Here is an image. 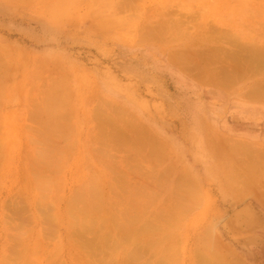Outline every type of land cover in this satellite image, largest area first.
<instances>
[{
    "label": "rangeland",
    "instance_id": "obj_1",
    "mask_svg": "<svg viewBox=\"0 0 264 264\" xmlns=\"http://www.w3.org/2000/svg\"><path fill=\"white\" fill-rule=\"evenodd\" d=\"M161 13L181 20L182 29L163 42L141 40L144 20ZM205 24L215 28L203 34L217 36L220 51L243 43L264 48V0H0V264H23L17 258L30 252L38 230L45 241L30 264H81L69 225L82 219L66 208L74 212L71 203L104 181L100 196L111 201L108 182L117 188L123 181L118 171L106 176L105 159L92 151L100 143L115 166L127 169L126 198L114 201L122 208L112 201L106 207H129L119 220L146 240L139 245L143 263L264 264V187L244 194L242 170L259 163L264 171V101L246 95L264 87V64L245 69L235 60L208 61L206 53L186 72L169 54L196 51L188 38L201 41ZM223 33L236 35L238 45L229 35L234 45L219 39ZM208 68L231 71L226 87L196 76ZM121 132L125 141L117 145ZM214 139L232 142L218 147ZM237 141L247 154L223 150L238 148ZM232 156L240 161L236 174L228 168ZM33 201L42 206L39 218ZM173 203L176 209H165ZM105 221L95 222L100 232ZM121 250L119 259L130 264ZM109 251L102 260L115 254Z\"/></svg>",
    "mask_w": 264,
    "mask_h": 264
},
{
    "label": "bare ground",
    "instance_id": "obj_2",
    "mask_svg": "<svg viewBox=\"0 0 264 264\" xmlns=\"http://www.w3.org/2000/svg\"><path fill=\"white\" fill-rule=\"evenodd\" d=\"M164 7V6H163ZM121 8H128V6L127 5H124V4H121ZM165 8V7H164ZM165 13H161V15L160 16H156L154 19H147V20H144V22H143V27L141 28V29H143V28H146V30L140 35V39L141 40H143V41H145V40H153V41H159V42H163V41H165V40H168V37L169 36H171L172 35V33L173 32H175L178 28H181L182 29V22H181V20H178L177 18L175 19V18H168V16H166V15H164ZM202 27H204L203 28V30L204 31H202L201 32V41H200V39L199 40H193V38H188V41H190V43H192V44H194L198 49H196V51H192V50H189L188 48L187 49H185V50H189V51H186L185 53H182V52H180V51H172L169 55H170V59H171V61H174L175 63H177L178 65H181V67L186 71V72H189V70H188V68L190 67V63H193V66H194V61H196V56L197 55H200V54H209L208 55V57H209V60L208 61H212V60H215V59H218L219 57L221 58L220 60H222L223 62H228V63H231V62H234V60L235 61H237V62H240L241 64H242V66L241 67H243V68H248V67H250V65L251 64H255V65H261V64H264V48H259V47H257L258 49H256L255 51H252L253 49L251 48V47H253L254 45L253 44H251V43H249V44H251V46L249 47V44H244L243 43V45L242 44H239V46L238 47H236L238 44H236V42H237V40H236V38H234L236 35H233L232 36V34H226V36H224L225 35V33H223V34H220L219 36H218V38L220 39L221 37H227L228 38V40H224V42L226 41V42H228V44L230 43V41H231V39L227 36V35H229L230 37H232V39L234 38V40H232L233 42H234V44H236V49H232L231 51H227V50H224V51H220L221 49H222V47L220 46H214L216 43H219V41L218 40H215V39H217V38H214V37H217V36H215V35H211L210 36V38H208V36H206V35H204L203 33H205V32H208V31H210V32H214V30H215V28H213V26H209L208 24H205L204 26H202ZM202 27H200V28H202ZM215 27V26H214ZM170 38V37H169ZM226 38V39H227ZM230 39V40H229ZM174 40V39H173ZM172 40V41H173ZM184 40V39H183ZM236 40V41H235ZM171 41V40H170ZM232 41H231V43H230V45H234L233 43H232ZM174 42V41H173ZM151 43H154V42H151ZM189 43V42H188ZM238 43H240V42H238ZM242 43V42H241ZM209 44V45H208ZM227 44V43H226ZM188 45V44H187ZM223 45H225V44H223ZM253 45V46H252ZM199 64H200V62H199V60L197 61ZM196 62V63H197ZM201 63H203L202 61H201ZM192 65V64H191ZM236 65H238V64H236ZM240 65V64H239ZM192 67V66H191ZM239 66H235L234 67V69L236 70V68H238ZM241 67L239 68V69H241ZM238 69V70H239ZM194 70V69H193ZM196 71V70H195ZM191 75V74H190ZM194 75H195V73H194ZM232 75V73H231V71H229V70H225V69H222L221 71H211V69L210 68H208V69H204L203 70V72L201 71L200 73H198L196 76H198L199 78H201V79H203L204 81H205V83L206 82H210V80H214V82H216L217 84H219V85H221V86H225L226 87V84H227V81H229L230 79H231V76ZM205 78V79H204ZM210 84V83H209ZM259 88H254V90L252 89V91L250 92L251 94H249V93H246V95H250V96H248V97H250V98H253V99H257V98H259V100H262V101H264V87H262L261 86V88H260V86H258ZM255 89H257V90H255ZM249 92V91H248ZM101 124V123H100ZM103 126V125H102ZM96 127H98V126H96ZM101 128V127H100ZM118 129H120V128H118ZM63 130V129H62ZM99 131H100V129H99ZM98 131V132H99ZM119 131V130H118ZM117 131V132H118ZM102 132V131H101ZM100 133V132H99ZM104 134H105V132H103ZM122 133V136H121V134L119 135V134H117V135H115L114 137H115V139H117V140H119V141H117L116 140V143L115 144H117V142H121V144L125 141V134H123V132H121ZM107 134H105V136H106ZM92 136V135H91ZM90 136V137H91ZM89 137V140L91 141V138ZM99 138V137H98ZM112 138V137H111ZM34 140H36V138H33ZM105 138H103V140H104ZM115 139H113V140H115ZM108 141L109 140V135H108V137H107V139H105L103 142L105 143V141ZM112 139H110V141H111ZM97 141H98V139H97ZM96 141V142H97ZM236 141V140H235ZM95 142V141H94ZM115 142V141H114ZM212 142V143H211ZM210 142V144H213V142H214V145L216 144V146L217 145H220V146H218V147H222L223 145L224 146H226V144H227V142H228V144L230 143V142H232V141H229V139H227V141H226V139H225V141H224V139H221V140H217V139H214V140H212ZM99 142H97V144H98ZM107 143V142H106ZM240 143V142H239ZM238 141H237V146H238ZM93 144V143H92ZM101 144V148L99 147V150H97L96 148H92V151H93V153H94V155H97V154H100L101 155V157H103L104 159H105V164H107V167H105V170L104 171H106V176L108 177V175H109V169L111 170V172H115V171H118V172H121V178H122V182H121V184L120 183H117L116 185H118L117 186V188H115V183L114 182H108L109 184H111L112 186H113V189L110 187V185H109V187H110V189H112V190H116V192L119 190L118 189V187H120L121 189V191H122V193H120V190L117 192L118 194H119V196H117L116 194H115V192H114V196H112L113 195V192H111V195H110V198L112 199L111 201L112 202H114V201H116L115 199V197H119V198H121V199H123V197H124V195L127 193V191H124V190H126L125 188L127 187L126 185H128V181H126L127 180V178H128V174H127V169L125 168V164H124V166H123V170H120V168H119V166H118V163H117V165L115 166V164L114 163H112V160H110V159H113V158H110L109 156L107 157V154H106V152L108 151L107 149H106V147H105V145L103 146L102 145V143H100ZM124 144V143H123ZM135 144V143H134ZM227 144V145H228ZM241 144V143H240ZM239 144V145H240ZM249 144V143H248ZM248 144H246V145H248ZM118 145V144H117ZM132 145V144H131ZM222 145V146H221ZM242 145H244V144H242ZM242 145H240V147L242 146ZM105 147V151H104V149H103V147ZM114 146H116V145H114ZM121 146H123V145H120L119 147H121ZM223 146V147H224ZM249 146H250V144H249ZM252 146V145H251ZM113 147V146H112ZM129 147V146H128ZM231 147H234V148H236V149H240L239 148V146H238V148L236 147V145L234 146H232V145H230V146H227V148L225 147L223 150H225L226 152H227V150L229 149V148ZM230 148V149H231ZM229 149V151H233V152H236V150L235 149ZM243 149H246L244 146L242 147ZM247 148H249V151L248 152H250V147H247ZM252 148V147H251ZM101 149H103V152L101 151ZM44 150V149H43ZM107 150V151H106ZM240 150H242V149H240ZM228 151V152H229ZM244 150H242V154L244 153L243 152ZM261 151V150H260ZM245 152H246V150H245ZM252 152V151H251ZM250 152V153H251ZM44 153L46 154V153H49V152H45L44 151ZM232 153V152H231ZM230 153V154H231ZM38 154L39 155H41L40 157H45V154H41V153H39L38 152ZM102 154H104V156L102 155ZM236 154V153H235ZM244 154H247V152L246 153H244ZM249 154V153H248ZM48 155V154H47ZM46 155V156H47ZM116 155V154H115ZM240 155V154H239ZM257 155H259V154H257ZM256 155V156H257ZM264 155V154H263ZM49 156V155H48ZM241 156V155H240ZM251 156H253V155H251ZM157 157V156H156ZM233 157L234 156H232L231 157V159H229V164H228V168L232 171V173H234V174H236L237 173V171L236 170H238L239 168V166H240V161H239V163L237 162V161H235V159H233ZM246 157V156H245ZM234 158H236V157H234ZM260 158V157H259ZM106 159H108V160H106ZM101 160H103V159H101ZM242 160V159H241ZM258 160H261V158L260 159H258ZM117 161H118V159H117ZM120 161V160H119ZM124 162L126 161L125 159L123 160ZM123 163V162H122ZM105 164H104V166H105ZM119 165H120V163H119ZM122 165V164H121ZM257 165H262V164H257ZM256 164H248V165H245L244 166V168H242V170H243V181H244V187H245V189L243 190V193L244 194H256V189L258 188V187H264V171H261V170H259L260 169V167L263 169V167L262 166H260L259 168H258V166H257ZM264 165V164H263ZM40 166H42V164L40 165ZM235 166H237V167H235ZM115 167V168H114ZM116 167H118V168H116ZM39 169H41V168H38V170ZM117 169V170H116ZM125 169V170H124ZM228 169V170H229ZM34 170H35V167H34ZM113 170V171H112ZM234 170V171H233ZM141 171V170H140ZM112 173V174H113ZM114 174H116V172L114 173ZM52 175V177H54V174L52 173L51 174ZM117 176V175H116ZM115 176V177H116ZM46 177V176H45ZM51 177V178H52ZM106 177V178H107ZM118 178H119V175L117 176ZM116 177V178H117ZM46 178H50V176H48V177H46ZM50 178V179H51ZM114 178V177H113ZM108 179H106V181H107ZM112 181V180H111ZM186 181H187V179H186ZM28 182H29V180H28ZM104 183H105V185H106V182L104 181V182H102V184H101V187L97 190L93 185H91V187H92V189H90V191L88 192V193H85L84 194V198H83V200H82V195L80 194L79 195V197H80V199L81 200H78V201H76L75 199L73 200V201H76V203L75 204H73V203H71L72 204V209L74 210V212L70 209V206L69 207H67L66 209L67 210H65V212H67L68 210H69V213L70 212H72L71 213V216L74 218V217H76V218H74V219H76V220H79V219H82L79 223L78 222H72L73 224H74V226L73 225H69V232L70 233H73V232H71V231H75L76 230V233L77 234H75L74 233V235L73 234H69V235H73L72 237H73V239H72V241H74L73 242V249L74 248H76V253H74V254H76L75 255V257H74V259H76V262H78V263H81V264H129L128 262H126V263H123L122 261L124 260H120L119 259V249H122V248H124V250H121V251H123V254H125L126 252H127V254H125V255H122V256H126L127 255V257H128V255L131 257V259L129 258V262H130V264H132L134 261H133V259L134 260H138L139 258H140V261H141V257L140 256H143V255H141V254H143V252H140V250H141V246H139V245H143V244H147V243H145L146 242V240L145 239H143L144 237H139L138 236V230L136 229V228H131L130 229V224L128 225L129 226V229H127V228H125V226H124V223H123V221H120L119 220V214H122V213H118V212H121L122 210H125V209H127L128 208V210H129V207H124V209H120L121 211H118V212H116L119 208H122L121 207V203L119 202V205H120V207L117 205L118 204V202H117V204L115 203V204H112V202L107 198V199H104L103 198V196H100V194H101V192L104 190V188H103V185H104ZM107 183V184H108ZM183 183V182H182ZM185 183V182H184ZM190 183V182H189ZM119 184L121 185V186H119ZM179 185H180V183H179ZM184 185V184H183ZM107 186V185H106ZM181 186V185H180ZM186 186H187V184H186ZM98 187V186H97ZM108 187V186H107ZM184 188V187H183ZM192 188V187H191ZM184 189H187V188H184ZM112 190H110V191H112ZM125 192V194L123 195V193ZM116 195V196H115ZM121 195V196H120ZM259 195V194H258ZM98 199H100V200H98L99 202H98V204H97V202H94V200L96 199L97 200V198ZM113 197H114V199H113ZM262 197H264V195H262ZM125 198H126V195H125ZM118 199V198H117ZM120 200V199H119ZM118 200V201H119ZM262 200L264 201V198H262ZM72 201V200H71ZM125 201V200H124ZM110 202H111V205H110ZM34 205L35 204H37V203H35V201H33L32 202ZM46 202H43V204H45ZM68 203H70V201H68ZM67 203V204H68ZM94 203H96V204H94ZM42 204V203H41ZM42 204V205H43ZM48 204V203H47ZM124 204V203H123ZM126 204V203H125ZM124 204V205H125ZM38 205H39V207H42L39 203L37 204V205H35V207H36V209L38 210V211H36V212H38V214H34V215H38V218H39V207H38ZM69 205V204H68ZM68 205H66V206H68ZM98 207V206H100V207H96V206ZM108 205H110L111 207H116V205L119 207H117V208H115V209H117L116 211H115V209H114V211H111V209L109 208V207H106V206H108ZM112 205H115V206H112ZM123 205V206H124ZM46 206V205H45ZM44 206V207H45ZM49 206V205H48ZM130 206V205H129ZM47 208H49V207H47ZM54 208L55 207H53V210H54ZM101 208V209H100ZM15 209V208H14ZM42 209V208H41ZM105 209H107L108 210V212H107V210H106V212H105ZM133 209V208H132ZM15 210H17V208L15 209ZM71 210V211H70ZM113 210V209H112ZM130 210H131V208H130ZM14 211V210H13ZM126 212H127V210H125ZM124 212V211H123ZM21 213V212H20ZM74 213V214H73ZM24 214V213H23ZM62 214V213H61ZM77 216H76V215ZM124 215H121V217H120V219L122 218V217H125V214L126 213H123ZM47 215V214H46ZM53 214H52V212H51V216H52ZM8 216V215H7ZM24 216V215H23ZM22 216V217H23ZM54 216V215H53ZM52 216V217H53ZM37 217V216H36ZM48 217H49V215H48ZM55 217H56V215H55ZM54 217V218H55ZM77 217H78V219H77ZM21 218V217H20ZM50 218V217H49ZM163 218V217H162ZM165 218V217H164ZM19 219V218H18ZM23 221H24V219L23 218H21ZM57 218H55L54 220H53V222L56 220ZM103 219H105L106 221L107 220H109L108 222H111L110 220H112L113 219V221L109 224L108 222V226H107V223H106V221H105V223H106V227H105V223H104V231H103V229L102 228H100V229H102L101 230V232H100V230H99V225L97 224V223H95V222H98L99 223V221L100 222H102L103 221ZM126 219V218H125ZM124 219V220H125ZM102 220V221H101ZM165 220V219H164ZM6 221V220H5ZM21 221V220H20ZM40 221V220H39ZM83 221H86L85 223L83 222ZM125 221H127V220H125ZM168 221H170L171 222V225L173 224L172 222L173 221H171V220H169L168 219ZM10 222V221H9ZM8 222V223H9ZM31 222V221H30ZM56 222V221H55ZM82 222V223H81ZM134 222V221H133ZM170 222H167V223H170ZM7 223V222H6ZM78 225H77V224ZM103 223V222H102ZM102 223H100L101 225H102ZM127 223H130V218H129V221L127 222ZM127 223H125L126 225H127ZM135 223V222H134ZM19 224V223H18ZM23 224H27V222L25 221V223H23ZM42 224V223H41ZM49 224V223H48ZM61 224V223H60ZM136 224V223H135ZM151 224V223H150ZM149 224V225H150ZM153 224V223H152ZM175 224V223H174ZM28 225H29V222H28ZM100 225V226H101ZM154 225V224H153ZM156 225V224H155ZM17 226V225H16ZM23 226V225H22ZM73 226V230L72 229H70L71 227ZM138 226H141V225H138ZM14 227V226H13ZM24 227V226H23ZM53 227V226H52ZM11 228V227H10ZM15 228V227H14ZM25 229H26V227H24ZM24 228H22V229H24ZM77 228V229H76ZM142 228V227H141ZM18 229H20L19 227H18ZM28 229V228H27ZM43 229H45V228H43ZM48 229H50V228H48ZM47 229V230H48ZM56 229V228H55ZM12 230V229H11ZM29 230V229H28ZM51 230V229H50ZM141 230V229H140ZM142 230H143V228H142ZM43 230H38L36 233H37V241H35L32 245H30V252H29V250H28V248H26L25 249V251L24 250H22L21 251V257H22V259H18L17 258V261L18 260H23V264L25 263V264H30L32 261H33V259H34V257L40 252V250L42 249L41 248V244H40V241H41V239L42 238H44V241H45V237H44V233L42 232ZM45 231V230H44ZM53 231V230H52ZM144 231V230H143ZM142 231V232H143ZM27 232V231H26ZM25 232V233H26ZM47 233H48V231H46ZM50 232V231H49ZM92 232H93V234L94 233H96L97 234V232H98V234L97 235H99V236H97L96 235V237L92 234ZM23 233V232H22ZM85 233H88V235L85 237V238H87V239H83L84 237H82V235H86ZM100 233V234H99ZM19 234V233H18ZM20 234H21V232H20ZM31 234V233H30ZM33 234V233H32ZM31 234V235H32ZM51 234V233H50ZM68 234V233H67ZM89 234H90V236H89ZM68 235V236H69ZM76 235H77V238H76ZM80 235V236H79ZM12 236V235H11ZM19 236V235H18ZM30 236V235H29ZM94 236V237H93ZM75 237V238H74ZM89 237V238H88ZM17 238V237H16ZM15 238V239H16ZM19 238V237H18ZM30 238H31V236H30ZM140 238H142V239H140ZM22 239V238H21ZM21 239H20V241H21ZM25 238H23L22 239V241L24 240ZM75 239H77L76 241H75ZM147 239V238H146ZM11 240H13V239H11ZM149 240V239H148ZM147 240V241H148ZM153 241H154V239H152ZM151 239L149 240V241H151V244H152V246H153V243L155 242H153ZM27 241V240H26ZM148 241V242H149ZM161 241H163V240H159V242H161ZM17 242V241H16ZM135 242V243H134ZM136 242H138V243H136ZM153 242V243H152ZM157 242H158V240H157ZM164 242H166V240L164 239ZM18 243H20V242H17L16 244H18ZM128 243H129V245H130V247L128 246ZM134 243V244H138V248L139 249H134L131 245ZM141 243V244H140ZM133 244V246H136V245H134ZM155 245V244H154ZM69 246V245H68ZM128 246V247H127ZM156 246V245H155ZM158 246V245H157ZM144 247V246H143ZM142 247V248H143ZM71 248V247H70ZM127 248V250H125ZM10 249V248H9ZM103 249H107V251H109L110 252V255L111 254H113V253H115L113 256L111 255L110 257H112L111 259H105V260H102L104 257L102 256V255H104V254H107L106 252V250H104V251H106V252H103L104 254H100L101 253V250H103ZM109 249V250H108ZM144 249V248H143ZM155 249V248H154ZM8 250V249H7ZM12 249H10V251H11ZM26 250H28V252H29V254H27L26 253ZM13 253H14V251H12ZM125 252V253H124ZM221 252V251H220ZM97 253L98 254H100V255H97ZM14 254H17L16 253V251H15V253ZM216 254V255H215ZM218 254H220L219 253V251L218 252H215V253H213V255H214V257L215 256H219ZM13 255V254H12ZM18 256H20L19 254H17ZM96 255V257H100V256H102L101 258H95L94 256ZM140 255V256H139ZM11 256V255H10ZM105 256V255H104ZM5 257V256H4ZM16 257V256H15ZM20 257V258H21ZM127 257H126V259H127ZM135 257V258H134ZM6 258H7V256H6ZM109 258V257H108ZM163 258H165V257H163ZM206 258H209V256L208 257H206ZM8 259V258H7ZM122 259V258H121ZM162 259V258H161ZM205 259V258H204ZM210 260L212 259H215V258H212V257H210L209 258ZM209 259H206V260H209ZM108 260V261H107ZM110 260V261H109ZM206 260H204V261H206ZM219 260V259H218ZM26 261H27V263H26ZM107 263H106V262ZM124 261H127V260H124ZM133 261V262H132ZM215 262H216V259L214 260ZM214 261H212L213 263H215ZM2 262V261H1ZM4 262H6V260L4 259L3 260V263ZM22 262V261H21ZM132 262V263H131ZM148 261L147 260H145L144 261V263H143V261H141V263L140 264H148L147 263ZM219 262V261H218ZM218 262H216V264H219ZM136 263H138L137 261H136ZM135 262L133 263V264H136ZM161 263V262H160ZM204 263V262H203ZM8 264V263H7ZM10 264H15V263H10ZM19 264H21V263H19ZM139 264V263H138ZM158 264V263H157ZM161 264H163V263H161ZM206 264H211V262L210 263H206Z\"/></svg>",
    "mask_w": 264,
    "mask_h": 264
},
{
    "label": "crops",
    "instance_id": "obj_3",
    "mask_svg": "<svg viewBox=\"0 0 264 264\" xmlns=\"http://www.w3.org/2000/svg\"><path fill=\"white\" fill-rule=\"evenodd\" d=\"M231 120V122H232V119H230ZM229 121V120H228ZM174 204V203H173ZM177 207H176V205L174 204V205H169V206H166V208L165 209H171V210H174V209H176ZM165 211H167V212H170V211H168V210H165ZM167 212H166V214H167Z\"/></svg>",
    "mask_w": 264,
    "mask_h": 264
}]
</instances>
